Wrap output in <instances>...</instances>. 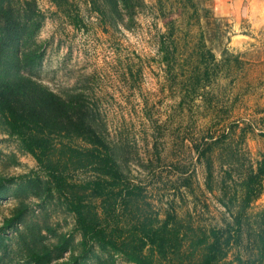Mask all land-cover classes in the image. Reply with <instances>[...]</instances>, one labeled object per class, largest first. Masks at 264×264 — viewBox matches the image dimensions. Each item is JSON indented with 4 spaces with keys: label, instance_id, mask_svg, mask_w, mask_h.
<instances>
[{
    "label": "rangeland",
    "instance_id": "rangeland-1",
    "mask_svg": "<svg viewBox=\"0 0 264 264\" xmlns=\"http://www.w3.org/2000/svg\"><path fill=\"white\" fill-rule=\"evenodd\" d=\"M70 1L81 20L78 28L51 3L36 0L43 19L27 47L39 61L20 73L63 99L77 96L154 211L188 212L203 227L220 226L228 220L216 190L224 157H212L208 192L190 143L219 136L233 124L227 141L233 151L246 149L241 163L257 158L263 146L257 132L264 129V28L233 29L224 0H132L127 9L118 0L116 7H104L103 17L85 0ZM165 32L173 35L168 66L158 52ZM204 49L218 62L208 82L190 76L201 69L198 54ZM12 74L8 65L3 75ZM241 129L247 131L244 144ZM36 178L42 186L43 173L0 119V264H37L32 253L42 256L39 264H131L94 243L83 244L63 204L32 193ZM247 213L248 229L264 232V177ZM248 239L243 232L226 264H264V253L256 255Z\"/></svg>",
    "mask_w": 264,
    "mask_h": 264
},
{
    "label": "trees",
    "instance_id": "trees-1",
    "mask_svg": "<svg viewBox=\"0 0 264 264\" xmlns=\"http://www.w3.org/2000/svg\"><path fill=\"white\" fill-rule=\"evenodd\" d=\"M46 1L72 27L78 28L81 20L72 1ZM85 1L103 17L104 7H116L118 0ZM119 2L127 9L132 0ZM42 19L36 0H0V119L45 177L42 186L38 178L31 181L32 193L53 196L63 204L83 244L94 243L131 264H226L243 232L251 237L247 246L252 245L256 255L261 256L264 232L248 229L247 210L262 193L264 129L257 132L262 149L247 165L241 163L248 157L246 149L233 151L227 141L233 124L219 136L208 134L190 143L204 167L208 192H212V157H224V163L218 166L222 175L216 190L228 220L206 228L195 223L188 212L177 215L167 209L159 214L146 201L144 189L122 172L110 144L96 129L93 115L78 104L77 96L63 99L20 73L30 71L39 61L27 44H32L31 38ZM172 36L165 32L158 41V52L167 66ZM198 58L202 67L190 76H201L208 82L211 67H217L218 62L208 49L200 52ZM8 65L13 69L11 77L3 75ZM166 72L169 74V69ZM245 126L248 133L241 129L243 144L245 133L252 132L250 124ZM180 180L182 186H188L187 179ZM31 256L35 263H42L39 254Z\"/></svg>",
    "mask_w": 264,
    "mask_h": 264
},
{
    "label": "crops",
    "instance_id": "crops-1",
    "mask_svg": "<svg viewBox=\"0 0 264 264\" xmlns=\"http://www.w3.org/2000/svg\"><path fill=\"white\" fill-rule=\"evenodd\" d=\"M224 3L233 29L248 28L257 33L264 28V0H224Z\"/></svg>",
    "mask_w": 264,
    "mask_h": 264
}]
</instances>
